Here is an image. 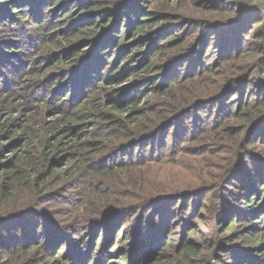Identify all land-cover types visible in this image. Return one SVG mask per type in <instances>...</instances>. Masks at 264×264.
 <instances>
[{"label":"rangeland","instance_id":"1","mask_svg":"<svg viewBox=\"0 0 264 264\" xmlns=\"http://www.w3.org/2000/svg\"><path fill=\"white\" fill-rule=\"evenodd\" d=\"M13 1L5 0L3 4L0 3V165L13 158L21 159L23 167L27 162H36L35 169L38 168L41 172L39 178L44 177V183L40 187H45L46 194L40 195V190H33L34 186L31 192L19 191V206L16 208L23 209L11 210L6 214L4 218L8 220V224L0 230V241L5 238L12 244L9 245L7 241L6 245L0 246V264H4L10 255H14V258L9 264H54L52 254H55L60 245L55 243L53 248L46 243L44 240L47 232H56L58 236L69 238L71 255L80 247L77 239L81 238L80 242H84V246L90 244L88 250L91 258L88 250H85V260H89V264H129L128 261L132 259H128L127 255L133 245L130 242L134 235L141 233L139 221L143 211H139V208L143 207L144 202H147L146 206H154L155 211H162L159 215L160 224L164 219L168 221L171 233L169 242L173 247L177 246L172 253L170 249L160 248L158 255L162 256L157 264H170L171 262H166L164 253L174 256L184 245L194 244L196 250H201L202 253L214 252L215 248L209 249L211 244L221 248L219 242L222 240H216L215 243L211 237L212 220L208 219V210L200 211L202 218L194 217L192 212L194 208L198 209V202L204 203L206 207L210 205V194H214L215 187L221 185L227 166L239 168L241 156L237 149L243 148L253 158L259 157L258 161L264 160V139L258 141L257 136L250 135L255 134L254 131L246 132L254 124L245 127L239 118L232 117L229 122H225L221 116L229 96L222 97L227 92L224 90L225 86L230 84L226 82L227 78L243 73V70L238 71L241 65L253 61L254 66L256 61L264 57V0H107L105 8L108 6V9L100 11L87 10L86 0H16L22 3L19 5H15ZM137 3L142 12L147 14L146 18L153 20L151 27L146 30V38L138 40L137 35H125L127 30L124 29L128 25L125 21L120 27L121 35L124 34L125 38L117 47L110 45L106 48L104 45L105 53L99 52L97 47L100 40L106 36L114 22L110 21L109 24L103 12L107 10L111 14L119 9L118 12L123 14L128 8L124 6L137 9ZM20 9L26 11L24 19H20ZM8 17H12L15 22L9 21ZM125 17L130 23V15ZM96 18L102 20L95 27L96 34L92 27L81 30L88 23L95 22ZM117 27L119 29V24ZM76 29L80 30L79 33H73ZM99 35L101 38L97 39ZM155 43V51L162 50L167 54L163 61L154 63V66L147 69L146 59ZM171 45L175 46L174 49L167 51ZM234 47H237L235 53L238 54L233 58L230 51ZM95 54L101 56L96 58ZM92 57L100 64L96 76L102 72L101 77L107 81L93 80L90 87L89 84L80 86L75 98L71 94L67 96L65 93L68 90L73 92L76 81L75 76L71 75L74 74L71 69L76 67L77 61ZM74 59L75 64H70ZM68 64L70 65L67 66ZM198 70L201 71L199 75L195 73ZM31 71L40 76L31 77L28 75ZM261 71L264 68L257 69L249 77L250 82H263V87L256 86L255 90L250 91V99L255 96L258 99L264 97V72ZM248 75L249 72L246 77ZM171 78H176V82L173 83ZM170 83L173 85L166 89ZM250 88L251 85L247 90ZM230 91L232 90H228V93ZM133 99L138 100L136 106L133 103H122ZM112 101L120 104L119 109L113 108ZM75 102L82 105L80 110H74L81 118L72 120L71 123L60 120L64 118L58 111L66 106L72 109ZM226 108L230 111L233 107L228 104ZM169 111L175 116L174 121L171 117L170 123L160 124H164L163 128L157 130L155 126L158 125L154 124L158 116H168ZM118 121L122 122L120 128L116 125ZM213 121L223 125L217 128L214 127L215 124L208 126ZM51 124L54 129L47 131ZM69 125L73 126L72 132L64 130ZM137 125L140 127L135 129L136 134L144 128H155L149 132V137L148 133H140L147 137L140 140V134H123L124 129L133 131V127ZM2 126L5 131H2ZM206 127L209 129L206 130ZM96 131L101 132L98 139L87 135ZM111 132L115 133L109 135ZM257 133H260L259 130ZM90 138L94 142L86 145L84 151V161L90 159L86 162L90 168L78 169L74 163L78 156L77 141L89 142ZM172 138L175 140L172 141ZM181 138L184 141L181 142ZM148 139L150 145L155 142L154 154L151 155L152 160L145 162L139 160V156L142 152H147L148 147L145 145ZM111 141L121 146L120 151L100 161L98 159V165L110 164L115 156H120L115 162L127 161L129 158L131 164L117 170L116 175L123 183H127L126 186L129 185L128 188L138 191L134 194L135 198L123 200L132 206L120 209V213L108 211V205H102V202L96 201V205L93 204V197L101 200L107 197L100 193L87 194L88 189L83 185L88 178L89 182L94 180L90 176L93 170V166H90L92 157L96 154L103 155L102 145ZM132 141L134 142L130 146L127 145ZM137 145V149L132 151ZM121 153L127 154L122 156ZM29 155L33 156L30 161L27 160ZM60 157L65 158L60 160ZM244 162L242 161L241 167ZM250 165L248 166L252 169ZM45 166L47 169L56 166L62 180L66 177L63 175L65 173L73 174V178L69 182L52 185L53 179L46 175L50 172L42 170ZM249 168L246 166L244 169V182L250 186L255 184V189L259 188L264 197V176L257 182L264 166L257 165L253 171ZM40 181L36 178L34 182ZM226 181H223L221 191L226 189ZM113 183L109 184L115 190L113 198L119 200L125 186ZM133 183L135 187L132 186ZM237 183L233 185L237 186ZM202 188H207V195L196 196ZM231 190L220 195L216 201V209L225 208L224 204L229 202L228 205L234 209L239 206V196L235 199L236 192L233 188ZM107 191L106 194H109ZM244 193L245 189L240 195ZM23 195L24 200L21 199ZM190 195L192 198L188 203L181 199ZM124 196L125 194L122 195ZM176 198L181 201L175 203ZM98 208L99 214L88 215L96 209L98 211ZM229 211L233 210L230 208ZM112 213L120 221L117 228L124 221L122 228L118 232L112 231L109 236L107 231L99 234L89 219ZM260 219L264 221L263 217ZM228 220L232 219L227 218ZM153 222L156 226L157 222ZM252 222L255 221L251 220ZM249 223L250 220L239 218L238 222L231 224L234 227L220 237L224 240L228 237L232 241L230 247H233L231 251L235 254H242V246H254L258 249L259 243H264L263 230L261 234L248 235L252 225L248 226ZM37 224L42 227V236L40 237L41 231L38 230L37 235L30 234L28 237L25 233L24 238L22 230L28 227L31 232ZM237 226L242 227L240 231L236 230ZM71 228L76 230L70 231ZM123 236L127 239L124 243L121 239ZM26 237L34 244L28 250L17 252L20 248L15 246L16 242L20 241V247ZM139 248L137 244V249ZM58 251L61 256L66 254L67 243H63ZM140 252L141 250L139 254ZM145 252L143 251L144 255ZM262 252L264 253V247L255 253L258 257L254 256L256 260L253 262L264 261ZM154 253H151L152 258L156 259ZM218 254L209 256V263H200V254L191 258L175 256V261L176 264H193L192 260L199 258V264H223L213 263V258L220 256L221 260L228 261L226 264L231 262L232 257L226 259V255Z\"/></svg>","mask_w":264,"mask_h":264},{"label":"trees","instance_id":"2","mask_svg":"<svg viewBox=\"0 0 264 264\" xmlns=\"http://www.w3.org/2000/svg\"><path fill=\"white\" fill-rule=\"evenodd\" d=\"M5 0H0V3L3 4L2 2H4ZM84 1V0H83ZM20 1H16L14 0L13 3L15 5H19L22 3H19ZM84 2H88L87 3V10H96V11H100V9H108V6L105 8L106 3H108L107 0H86ZM124 7H128L125 10V13L121 14V11H119V9L114 10L113 13H109L107 10L104 11V16L108 18L107 21L112 22L114 20V22L112 23L113 26L109 29V31L107 32L106 36L103 37L100 40V43L98 45V50L99 52H103V54L105 53L103 51L104 45H106V48L111 45L113 47H117L119 45V43L125 38V35H130V37H133L134 35H137L138 40H143L146 38V30L147 28L151 27V22L153 21L152 19H147L146 18V13L142 12L140 4L137 3L136 7H131L129 5H126ZM123 7V8H124ZM136 10L133 12V10ZM25 10L20 9L19 11V15H22L20 17V19H24L25 18ZM130 15V19L131 22L129 23L127 20V18L125 17V15ZM133 17V18H132ZM8 20L11 21L12 23L15 22V20H13L12 17H8ZM98 20V21H97ZM101 18H96L94 19L95 22H90L88 23L86 26H83V28H81V30L85 29H92L93 32H95L96 34V30L95 27L97 25L98 22L100 21ZM126 21L127 28L124 30H127V34H123L121 35L120 32V27L122 25V22L124 23ZM108 24V25H109ZM118 24H119V29H118ZM106 25V24H105ZM80 27V26H79ZM107 27V26H106ZM105 27V28H106ZM78 30V31H77ZM79 29L73 30V33H79ZM126 33V32H125ZM90 35H91V31H90ZM172 37V36H170ZM169 37V38H170ZM101 35H99V37L97 39H100ZM161 47H166V46H161ZM174 45L169 46V49L167 51H172L174 49ZM124 48V47H123ZM155 48H157L156 43L154 45H152L150 51L151 53L149 54V56L146 59V62L148 63V66L145 67L147 69H150L152 66H154V63L159 64L161 61L164 60V58L166 57L165 51L160 50L159 52L155 51ZM161 49V48H158ZM154 51V52H153ZM178 51V50H177ZM153 52V55H151ZM235 52H237V47H234L231 49L230 53L233 56V58L238 54H236ZM234 53V55H233ZM155 54V56H154ZM96 56V58H99L101 56V54H95L94 57ZM107 58V57H106ZM193 58V57H190ZM110 60H112V55L110 57ZM155 60V61H154ZM75 59L70 63V64H75L74 63ZM252 62H249L245 65H241L239 67V72L241 70H243V73H239L238 75L235 76V74L233 75L234 77L231 78H227L226 82L230 83L227 84L224 88L225 91H227L225 94L222 95V97H225L227 95H229L226 98V102L224 103V108L221 116L224 119V121L229 122L230 118H239L242 121V124L246 126H249L251 124L252 125L246 132L250 133L251 131H254L255 134H250L251 136L255 135L257 136V140L258 141H263L264 139V97L262 99H258L255 98L254 99H250L252 93L250 94L251 90H255L256 86H262L263 87V82H250L249 81V77L251 76V74H254L255 71H257V69L264 68V57H262L258 62L256 61L254 66L252 65ZM70 64H68L67 66H69ZM76 67H74L72 70V72H74V74H71L72 76H75L76 81L74 82V88H73V92L72 90H68L65 94L68 96L71 94V97L75 98L77 96V91L78 89H80L83 85L85 84H89L88 87H90L93 83V80L96 81H107V79H105L104 77H101V73L96 76V72H97V67L99 68L100 64L97 60H94L93 57L89 58L88 60H84V61H77V63L75 64ZM259 65H262L261 67H259ZM249 72V75L246 77L247 73ZM262 73L264 71H261ZM195 73H197V75H199V73H201L200 70L195 71ZM28 75H30L31 77H33V75H35L36 77H39V74H35V71L31 73H28ZM178 77V76H177ZM236 77V78H235ZM2 78V76H0V79ZM181 78V77H180ZM174 79V80H173ZM232 79H234V81H232ZM173 83L176 82V78H171L170 79ZM264 80V78H263ZM241 81V82H240ZM173 83H170V85H167L166 89H170L171 86L173 85ZM251 85V88L249 90L248 87ZM245 87V89H244ZM261 87V88H262ZM96 89H99V87H95ZM228 90H232L230 91V93H228ZM95 92V91H94ZM5 93V91H4ZM249 93V94H248ZM79 94V93H78ZM209 94V93H207ZM248 95V96H247ZM210 96V95H207ZM247 96V97H246ZM6 97H9V95H6ZM65 97V96H64ZM234 97V98H233ZM108 99V98H107ZM210 99V97L208 98ZM46 101V100H45ZM134 101V102H133ZM137 99H133V100H126L122 103L125 104H129V103H133V105H137L138 102ZM211 103L212 100H210ZM79 102H75L73 103V107L72 109H70L71 107H63L62 109H60L58 112H60V114L62 115V117L64 119H60L62 121H64L65 123H71L72 120H78L81 118V116L79 115L78 112L74 111V110H80V107L82 105L78 104ZM110 103V101H109ZM47 104V103H46ZM45 104V105H46ZM189 103H187L188 105ZM230 104L233 108L227 109L226 106ZM114 109H119L120 104H117L116 101H112V104ZM186 105V106H187ZM48 107V105H46ZM207 105H205L206 107ZM170 114L168 116L165 115H161L158 116L157 121L155 122L154 126L157 124L158 129L160 130L161 128H163V125H160L162 123H170V118L172 117V121H174V115H172V111H169ZM99 115H102V113H100ZM174 116V117H173ZM106 118L109 120L110 117L106 116ZM151 120V119H150ZM155 120V119H154ZM153 120V121H154ZM111 122H114L113 120H110ZM121 121L116 122V125L121 126ZM214 127H221L223 124L221 122H217V121H213L210 122L208 126L214 125ZM222 124V125H221ZM227 124V123H226ZM53 124L50 125V127H47V131H51L52 128L54 129V127H52ZM67 126V125H66ZM124 126V125H122ZM151 127V128H144L142 129V131H139V133L136 134L137 131H135V129H137L138 127H140L139 125L134 126V130L133 131H129L127 129H124V131H122L120 129V131L123 132V134H125L126 136H130L131 134H135L136 136L139 135L140 133H148V137H149V132L153 131L155 127ZM225 126V125H224ZM244 128V127H243ZM209 128L206 127V130H208ZM252 129V130H251ZM5 127L2 126V131H5ZM64 130L67 131H73V126L69 125L68 127H66ZM139 130V129H138ZM211 130H215V129H211ZM210 130V131H211ZM257 130H259V134L257 133ZM263 131V132H262ZM115 133V132H114ZM114 133H110L114 134ZM7 132H5L4 135H6ZM89 137H92L94 139H98L101 137V132H89L87 134ZM144 134H140V139H144L147 137L142 136ZM151 137V136H150ZM164 138H167V136H165ZM251 138V137H250ZM151 139V138H150ZM150 139L146 140V142H148L145 146L148 147L147 152H142V154L139 156V160H144L145 162H147L148 160H152L151 155L154 154V144H149ZM90 141L88 142L87 140L84 142L81 141H77V145H76V150H77V158L79 159H75L74 163L77 165V168H90L88 165L89 163L86 164V162L90 161V159H87L86 162L84 161L85 159V155H84V151H85V147L86 145H91L94 141L90 138ZM116 140V139H115ZM114 140V142H115ZM175 138H172V141H174ZM184 141V138H181V142ZM113 141H111L109 144L107 145H102V152L101 154L103 155H95V157H92L90 166H93V170L91 171V182H89V179L87 180V182H84L83 185L86 186V189H88L87 194H92V193H100L103 196H106L107 198L105 200H101L98 197L97 198H92V200L94 201L93 204L96 205V201L101 203L102 205L107 204L108 205V211H115V212H119L120 209H125V208H129L132 205L131 204H126L124 203L123 200H125L126 198H129V200L131 198H135L136 196H134V194H137L138 191L128 188V186H126L127 183H123L120 179L117 178L116 172L117 170L121 169L122 167H126L129 166L130 163V159H126L125 160H120L118 162H115V159L120 158V156H115L113 158V161L110 164H104V165H98V162L106 157H110L115 155L116 153H118L117 151H120L121 146L119 147V145L114 144ZM134 141L127 143V145H131ZM44 143L47 145L48 143L44 140ZM126 144V143H125ZM124 144V145H125ZM139 145H137L136 147H133L132 151L136 150L137 147ZM48 148L50 146H47ZM95 150V149H94ZM239 151V156L240 157V166L238 167H232L229 165L227 166L226 170L224 169V178L223 181L227 180L224 184H225V189L224 191H221V187L223 184V181L221 183V185H218L215 187L216 191L214 194H210V205L208 207H206L204 205V203L198 202L197 207L198 209L194 208V211L192 212V214H194V217H199L202 218V215L200 213V211L202 209L208 210V219L212 220V230H211V237H213V239L218 240V242L220 240H222L221 242H219L220 247L221 248H216V246L214 244H211V246L209 247V249L213 250V248H215L214 252H206V253H202L201 250H196V245H184V247L182 249H179L176 254H174V256L171 255H167L166 253H164L165 257L167 258L166 262H171L170 264H176L175 261V256H179L182 255L183 257H197L198 254H200V263H209L210 258L209 256L213 257V254L219 255L218 253L222 254V256H227V258H231L232 260L229 264H264V261L262 262H253L256 259L253 258L258 257L256 256V252H258V250H262L264 247V243H259V247L258 249H255L256 247H252V248H248L245 246H242L240 249L242 250V254H235L231 251L230 247L232 245V241H230V239L228 237L225 238H220L222 236L225 235L226 232H229L230 229H232L233 227L231 226V224L233 222H238L239 218H243L245 220H250V223L248 226H250V224H252L250 226V230L248 233V235H252L253 233H260L262 232V230L264 231V221H260L261 217L264 218V197H262L261 193H260V189L258 188V190L255 189V184L254 186H250L247 185L244 182V174H246V172H244L245 167L247 166L249 168L248 165H250L251 167H253L252 169H256L257 165L262 164V166H264V160L263 161H258L257 159L259 157L253 158L250 154H246L245 151H243V148L237 149ZM236 150V151H237ZM148 154L147 156H144V154ZM122 156H125L127 153H121ZM255 155V154H254ZM61 158V159H60ZM60 160H63L65 157H60ZM33 159V156L29 155V157H27V160L30 161ZM99 159V161H98ZM256 159V160H254ZM46 161L49 162V160L46 158ZM242 161L244 162V165L241 167V163ZM40 162V161H38ZM46 162V163H47ZM51 162V161H50ZM48 164V163H47ZM131 164V163H130ZM256 165V166H255ZM56 166H60V165H56ZM53 167L52 169H47V167L45 166L42 170H44V172L49 171L50 173H47L46 175L49 176V178H52V185L54 184H59V183H66L69 182L72 178H73V174H69V173H65L63 175H65L66 177L64 178V180H62L61 175L58 173L57 171V167ZM29 167V168H28ZM36 162H27L26 165L23 167L22 166V161L19 158H13L10 161H7L5 163H3L2 165H0V230L3 229L4 225H7V221L4 216L8 213H10V211H19L20 209L23 208H16L17 206H19V199H18V193L20 192H31L33 186L35 187V189H33L34 191L40 190L38 191L40 195H45L46 193H44V189L45 187L42 186V188L40 187L41 184H43L44 182V177L39 178V176L41 175V172H39V169L36 168ZM243 168V169H242ZM251 169V168H249ZM251 169V171H253ZM37 171V172H36ZM36 172V173H35ZM43 172V171H42ZM71 172V171H70ZM244 172V173H242ZM32 175H34V177H32ZM242 176V177H241ZM264 176V171H262L260 173V178L257 179V182H259L261 180V177ZM241 177V179H240ZM39 179L41 180L38 183H35V179ZM97 179V180H96ZM113 181L119 186V185H123L125 186V189L123 191H121V194H125L124 197H122L118 200V198H113V193H115V190L113 188L110 187L109 184H114ZM237 181H239L237 183ZM238 184L237 186L233 185V184ZM133 187H135L134 183L132 184ZM218 188V189H217ZM231 188H233V191L236 192L235 193V199L236 196H239V200H237V202H239V206L234 209L232 208L230 205V202L224 206H226L225 208H217L216 209V201L219 199L220 195H224L228 190L232 191ZM245 189V193L244 195H240V192ZM108 190V191H107ZM107 193L109 194H106ZM140 191V190H139ZM209 191L204 188L200 189V191L198 190L199 195L196 196H205L207 195ZM120 193V192H119ZM42 197V196H41ZM200 197V198H201ZM25 195L22 196L21 199L24 200ZM192 195H190L189 197L184 196L183 199L184 201H186L187 203L191 200ZM200 198H198L197 200L199 201ZM22 200V201H23ZM134 200V199H133ZM180 198H176L175 199V203L179 202ZM128 201V200H127ZM181 201V200H180ZM131 202V201H130ZM22 203V202H21ZM143 207L139 208V211H143L140 217V221H139V228L141 229V233L138 235H134L132 237V241L130 243H133V245L131 246V250H129L128 253V259H132L129 260V264H157L158 261L160 259V257L162 255H158L159 254V250L161 248V250H172L170 251L171 253L177 248V246H172L169 242V233H170V228L169 225L167 224L168 221L166 219L163 220V222H161L162 224H160L159 221V215H160V211L159 209L156 211L153 209L154 206H146L147 202L143 203ZM223 206V207H224ZM146 207V208H145ZM233 211H229L230 208ZM100 208V207H99ZM98 211L97 209L95 211H92V213H88V215H95V214H99V209ZM119 208V209H118ZM208 208V209H207ZM16 209V210H14ZM36 209V208H33ZM31 209L32 211H35ZM85 209V208H84ZM115 209V210H114ZM239 209V210H237ZM243 209V212L242 210ZM9 211V212H8ZM11 211V212H12ZM170 211H168L169 213ZM120 213V212H119ZM33 214V213H32ZM96 216V215H95ZM29 216H25V218H27ZM119 219H121L118 216ZM146 218L148 219V221H146ZM227 218L232 219L231 221L228 220ZM24 219V218H22ZM88 218H86L87 220ZM85 220V221H86ZM152 220V221H150ZM157 220L159 222H157ZM255 221V222H252ZM89 221L91 223H93V225H95V228L98 230V233H102L103 231H107L108 232V236L111 235L112 231L113 232H118L123 224L124 221H122L120 228H117V225L120 224V221L116 219L115 216H113L112 214H105V216L103 217L102 215L98 217H95L94 219H89ZM157 222L156 226L155 223L153 222ZM88 222V221H87ZM261 222V223H260ZM20 223V222H18ZM260 223V224H259ZM155 226V227H154ZM164 226V227H163ZM246 226V225H245ZM36 228H32L31 232L28 230V227H22L25 228V230H22L23 236L26 233L28 237H30V234L33 235H37V231L40 230V234L42 233V227L39 226V224H37L35 226ZM247 227V226H246ZM117 228V229H116ZM158 228H160V231L158 230ZM191 228V227H190ZM241 226H237L236 230L240 231L241 230ZM30 229V228H29ZM246 229V228H243ZM28 230V231H27ZM70 231H74L76 229L73 230V228L69 229ZM192 231H194V228L192 229ZM218 233H221L219 236L217 235ZM98 234V236H99ZM171 234V233H170ZM261 234V233H260ZM217 235V236H216ZM42 236V234L40 235V237ZM46 239L44 241H46V243L50 244V246H54L55 243H59L60 247L57 248L55 254L53 255V261L54 264H64L65 262H67L68 264H89V260H85L86 254H85V250L89 249V246H84V242H80L81 238H79V240L77 239L76 242L80 245V247H78V249L74 250L73 254L71 255V249H69V246L71 244V240H69V238H67L64 235H59L54 232H47L45 234ZM25 238V236H24ZM28 238L26 237V239L23 240L24 243H22V247L20 245V241L16 242L15 246L20 248L17 252L19 251H24V250H28L30 246H32V243L30 241V238L27 240ZM123 243L126 242L127 239L121 238ZM252 239V238H251ZM27 240V241H26ZM56 240H58L59 242H56ZM8 240L7 239H2L0 242V246L3 247V245H6V242ZM27 243H26V242ZM129 241V239H128ZM9 242V241H8ZM67 243V253L64 255H60L58 254V250H60L63 247V243ZM137 244H139V249H137ZM224 244V245H223ZM9 245L10 244L9 242ZM54 248V247H53ZM71 248V247H70ZM229 248V249H227ZM94 249V248H93ZM200 249V248H199ZM141 250L140 254L139 251ZM58 251V252H57ZM143 251L145 252V255L143 253ZM154 253L155 257H157L156 259H153L151 253ZM263 253V252H262ZM261 253V254H262ZM79 254V255H78ZM88 254L91 258V252H89L88 250ZM238 256V257H237ZM264 256V253H263ZM14 258V255H10L8 256L6 259L7 261H4V264H9ZM89 258V259H90ZM213 263H219L222 262L223 264H226L228 261H223L221 260L220 256H216L215 258H213ZM198 260V262H197ZM157 261V262H156ZM193 264L194 262H196V264H199V258L196 259V261L192 260Z\"/></svg>","mask_w":264,"mask_h":264}]
</instances>
